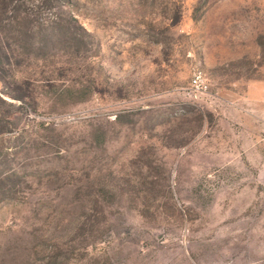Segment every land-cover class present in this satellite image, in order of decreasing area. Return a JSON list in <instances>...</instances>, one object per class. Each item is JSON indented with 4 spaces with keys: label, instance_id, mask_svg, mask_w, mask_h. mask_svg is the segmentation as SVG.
<instances>
[{
    "label": "rangeland",
    "instance_id": "rangeland-1",
    "mask_svg": "<svg viewBox=\"0 0 264 264\" xmlns=\"http://www.w3.org/2000/svg\"><path fill=\"white\" fill-rule=\"evenodd\" d=\"M0 264H264V0H0Z\"/></svg>",
    "mask_w": 264,
    "mask_h": 264
},
{
    "label": "built area",
    "instance_id": "built-area-1",
    "mask_svg": "<svg viewBox=\"0 0 264 264\" xmlns=\"http://www.w3.org/2000/svg\"><path fill=\"white\" fill-rule=\"evenodd\" d=\"M191 86H193L199 90H205L206 84L204 83V79H203L200 71L194 72V74L191 78Z\"/></svg>",
    "mask_w": 264,
    "mask_h": 264
}]
</instances>
